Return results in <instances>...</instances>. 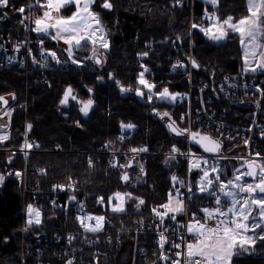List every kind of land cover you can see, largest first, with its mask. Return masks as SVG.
<instances>
[{"label": "trees", "instance_id": "trees-1", "mask_svg": "<svg viewBox=\"0 0 264 264\" xmlns=\"http://www.w3.org/2000/svg\"><path fill=\"white\" fill-rule=\"evenodd\" d=\"M111 2L115 6L111 11L100 7L103 0H97L92 7L93 11L99 13L108 32L110 46L101 53L104 61L102 65L85 59L92 56V51L87 49L90 43H87L74 53L77 60L83 61L80 65L73 64L61 57L62 53L57 52L64 62L56 63L50 59L48 78L44 82H40L34 74L28 77L16 68L0 69V95H15L7 127L10 136L4 144H0V174L6 172V165L14 168L25 166L27 186L30 189L34 188L36 182L41 189H47L53 182L66 184L75 180L91 196L100 195L106 200L116 192L132 193L145 203L137 209V201L130 200L125 205V213L131 217L150 216L154 207L159 208L167 202L172 189L169 165H178L180 171H184L183 158L177 157L169 162L164 154L170 151L175 142L184 145L182 139L171 135L165 123L166 119H177L183 110V104L155 99L148 102L146 95L137 96L135 89L139 86L137 78L143 71L142 65L149 69V76L160 79L155 84L156 93L165 87L171 93H176L186 88V77L182 70H172L167 60L172 43H178L182 53H185L191 37L192 56L200 68L194 74L206 78L209 75L220 77L225 73L242 71L240 37L238 33H230L225 41L214 43L198 28L190 30L193 23L198 26L208 23L202 19L205 8L209 13L214 11L204 0H194L192 9L178 7L175 0ZM73 11L74 5H71L64 8L62 14L68 16ZM217 14L220 19L232 16L234 20H239L248 14L246 0H219ZM178 36L181 37L180 40H177ZM49 46L59 49L52 39ZM144 52L148 55H138ZM109 73L114 75V79H109ZM97 77H102L103 80L98 81ZM116 81H120L131 91L121 93ZM69 85L78 100L86 101L91 98L94 101L87 116L79 111V105L74 100L69 99L66 105H60L64 89ZM89 88L92 92L88 91ZM221 104V107L227 109L228 102ZM165 112L168 116L161 118V114ZM244 113L231 108L229 115L233 122L246 125L247 118L242 116ZM122 122L131 123L135 127L129 130L125 143L119 144L117 137L122 130ZM29 124L30 129L26 128ZM25 135L34 138L39 145L34 146V150L27 152V155L19 150L23 146ZM102 144L119 149L144 145L152 154L147 158L143 174H139L135 167H109L108 154L97 153L88 158L84 153L85 150H93ZM231 146L242 152L245 150L241 144L234 145L224 141L223 154L232 150ZM258 153L264 155V138L259 141ZM90 159L91 166L88 164ZM126 162L127 159L119 155L117 165H125ZM124 171L130 176L128 183L121 180ZM194 196L198 200L210 199L206 195ZM26 199L34 208H41V223L29 227L32 232L72 231L79 228L78 220L72 212L52 210L45 195L33 201L29 193ZM22 200V191L16 180L8 178L0 184V245L4 238H8L9 242L4 248L8 251L13 249L15 253H3L0 264H19L17 250ZM87 208H91V213L94 214L108 210L111 205L108 202L105 206L90 204ZM123 249L126 250L123 255L128 259L129 244L124 247L112 246L99 264H128L127 259L122 260ZM233 264H264V243L258 242L254 250L235 257Z\"/></svg>", "mask_w": 264, "mask_h": 264}, {"label": "built area", "instance_id": "built-area-1", "mask_svg": "<svg viewBox=\"0 0 264 264\" xmlns=\"http://www.w3.org/2000/svg\"><path fill=\"white\" fill-rule=\"evenodd\" d=\"M30 3L33 4V7L31 9L26 7L23 15H42L43 9L35 5L34 0H9L7 7H0V69L16 68L23 71L26 76L29 77L34 74L40 82H44L48 78L47 68L50 56L47 55V52L51 51L49 47L51 36L31 31L35 27L32 19L25 20L23 25L20 23L23 15L17 10L21 6H27ZM193 3L194 0H182V3L177 6L192 9ZM40 40H43V44L39 43ZM17 44L21 45L18 50L16 49ZM171 47V52L167 55L171 69L174 70L173 65L178 61L182 62L185 67L176 68L175 70H182L186 77V88L183 91L176 92L181 95V98L175 102L183 104L181 114L174 120L176 125L181 129H190L192 132L208 134L221 142L227 141L234 145L241 144L245 147V151L240 155L243 159H258L256 154L258 153L259 141L264 138V94L257 90V86L264 89V74L237 72L225 73L220 77L209 75L207 78L195 75L194 71H200V68H195L191 64V60H194L191 52V37L187 52L182 53L178 43H172ZM42 49L45 50L43 53ZM9 57L12 59L9 60ZM159 80L155 77H148V81L154 85L159 83ZM224 102H228L226 104L227 109L221 107V103ZM231 108L239 109L240 113L245 112L242 116L247 118L246 125L231 120L229 115ZM244 110H249V112ZM0 118L3 121H9L10 117L4 116L2 113ZM3 133L9 135L7 125L3 129ZM121 136H123V139H120ZM127 136L126 132L119 134L117 142L124 143ZM181 139L184 141L183 146L179 143H173L172 146L175 145L181 153L191 152L194 154L193 156L203 155L192 149L187 141V135H184ZM25 141L35 144L32 137L25 136L23 145ZM245 141H248V143L245 144ZM139 148L145 147L140 146L136 149ZM171 149L166 154H170ZM31 150H33V147L20 149L24 154ZM84 152L88 158L97 153L109 154L107 161L109 167L116 164L115 158L118 154L131 155L136 161L139 172L141 164L145 170L147 158L152 154L148 150L136 153H133L131 149L126 151L108 150L102 145ZM176 156L185 158L186 172L185 175H180L178 165H173L170 169V175L177 178L181 176V180L184 181L179 189L184 194L186 210L183 214H177L175 220L165 217L164 226L169 229L165 235L169 238V243L165 245L164 252L170 257L169 260L159 259L160 248L157 244L159 239L157 228L159 217L155 216L154 213L150 216L131 217L125 211L114 213L111 208H108V210H102L93 215L106 217L102 232H86L83 228H80L79 230L67 232L52 231L31 234L25 227L28 217L27 205L31 204L26 199L29 193H31L33 201L45 195L46 202L52 210L69 211L75 217L91 213V208H87L90 204L105 206L108 200L104 199V204L97 203L98 198L102 196H91L85 189L80 188L75 180H70L66 184L53 182L47 189H41L39 183L36 182L34 188L30 189L27 186V169L25 166L7 168L3 175L6 179L16 180L23 195L21 208H19L22 225L19 235V264H66L69 259L73 260V264H99L101 258L106 255L112 246L121 245V247H124L125 244H129L128 264H153V262L155 264H171V260L175 259V252L184 251L183 247L175 249L172 244L182 243V236L184 244L194 239L187 233L186 227L182 226L187 225L193 213H196L197 218L203 222V213L199 210L203 208L211 209L215 206L214 200L210 202L195 199L194 191L191 193V199H188V187L191 185L188 173L190 157L181 154H176ZM17 171L21 173L19 177L15 175ZM70 184L72 185L71 188L68 187ZM61 185L64 187H57ZM72 196L75 197V200L69 199ZM80 204L84 206L82 211ZM88 223L94 225L95 221H88ZM208 224L214 226L215 221L209 220ZM69 236L73 237L71 241L68 240Z\"/></svg>", "mask_w": 264, "mask_h": 264}, {"label": "snow or ice", "instance_id": "snow-or-ice-1", "mask_svg": "<svg viewBox=\"0 0 264 264\" xmlns=\"http://www.w3.org/2000/svg\"><path fill=\"white\" fill-rule=\"evenodd\" d=\"M35 5H38L40 9H43L42 15L33 16L23 15L26 11V7L31 9L33 4L27 6H21L17 11L23 15V19L20 23L23 25L25 20L32 19L35 27L31 31L38 34L42 33L45 36H51L53 40H61L67 46L65 51L68 53V58L73 64L80 65L83 61L75 58V50L83 47L85 44L90 43L92 45V56L85 59L93 61L96 65H102L103 60L97 55V49L107 50L110 46L108 40V32L104 27L103 21L100 18L99 13L92 10L93 5L97 3V0H34ZM9 0H0V7H7ZM182 0H175L176 5H180ZM205 4L211 5L214 9L209 13L207 8L204 10L202 19L209 22L208 27L198 26L193 23L192 28H200V31L213 42L225 41L230 33H238L240 37V43L244 49V72H264V0H246L248 15L241 17L239 20H234L232 16H228L223 20L217 15L219 7V0H204ZM75 5V11L71 15L65 16L62 14V10L68 6ZM102 9L113 10L114 4L111 0H103L100 5ZM6 15V14H5ZM27 27V26H25ZM54 33V34H53ZM181 37H177L180 40ZM23 43V42H21ZM39 43L43 44V40ZM21 45L17 44L18 50ZM42 53L45 51L41 50ZM47 55L57 63H61L57 58L54 51H48ZM140 56H147L148 53H139ZM12 58L9 57V60ZM35 62V61H34ZM193 67L199 65L195 60H191ZM46 66V65H45ZM185 65L182 62H177L173 65V69L184 68ZM143 71L139 73L138 84L142 85L147 90V100L152 102L154 99L159 101H167L174 103L177 99L181 98L179 93H171L167 87L162 91L154 93L153 89L156 87L145 79V73L149 71L148 68L142 65ZM98 81H102V77H97ZM109 79H114V75L109 73ZM121 93L131 91L130 88L123 86L120 81H116ZM257 90L264 94V89H260L257 86ZM92 92V89H88ZM137 96L144 97L146 93L142 91L140 87L135 89ZM15 99L14 94H9ZM69 99L76 100L77 97L73 94V88L71 85L64 89L62 98L60 99V105H66ZM9 101L2 95H0V105L5 106L3 115L11 117V109L7 108ZM81 107L79 111L85 116L88 115L89 110L93 107L94 101L89 98L86 101H80ZM155 111V109H153ZM168 116L165 112L161 114V118ZM78 123V122H77ZM6 127V125H0V128ZM30 129L31 124L27 125ZM135 125L128 123H121V129H133ZM169 130L177 136L187 135L189 140L200 145L205 152L219 153L221 151V143L218 139H213L208 134H201L199 132H192L190 129L179 128L175 121L167 125ZM8 139L7 135H0V142ZM123 139V136L120 137ZM248 141H245L247 144ZM39 147V145H33L25 141L22 146L24 148ZM133 153L145 152L147 148H133ZM176 154H181L190 157L189 158V171L192 169H200L202 175L196 182L195 191L214 198L215 206L211 209H200L203 213V222L197 218L196 213L192 214V218L187 223L186 231L189 235L194 237L191 242L183 243V236L181 237L182 243H174L172 247L175 249L184 248V251H176L175 259L171 260V264H233L234 258L249 251L254 250V247L258 242L264 243V162H257L255 160H245L241 165V168L246 167V171L241 169H235L231 179L227 181L221 180L222 169L218 163L209 164L208 160L203 157H198L193 160L191 157L194 155L191 152L181 153L180 150L173 145L168 159H175ZM27 155V153H25ZM259 157V153L256 154ZM11 159V158H9ZM167 162V161H166ZM92 165V161L89 160V166ZM113 167H130L131 161L127 165L113 164ZM141 174L144 172V166H139ZM43 171V170H41ZM210 173L214 174L210 176ZM15 175L19 177L20 172H16ZM245 177L251 178L252 182L246 183ZM139 180L140 177H137ZM5 175L0 174V184H3ZM121 180L125 183L130 182V176L127 172H124L121 176ZM173 181H177L176 176L172 177ZM181 185L184 181H178ZM63 188L64 186H57ZM69 188L72 185H68ZM218 189V190H217ZM194 191L193 186L189 185L188 199H191V193ZM177 195L173 196L169 192L168 202L160 205L159 208L154 207L152 212L155 216L159 217L158 235L157 241L160 248L159 259L169 260L170 257L164 252L165 245L169 243V238L165 235L169 231L164 226L165 217H169L172 220L176 219L177 214H183L186 210V202L184 194L180 192V189H176ZM113 198L116 203L113 204ZM70 200H75L72 196ZM108 204L111 205V211L114 213L124 212L125 205L130 200H135L136 208L139 209L145 201L142 198L134 197L132 193H120L116 192L113 196L107 198ZM227 201L228 206L225 208L223 205ZM97 203L104 204L103 197L98 198ZM83 204H80L81 211L83 210ZM162 208L164 211H160ZM28 218L26 225L31 227L33 224L39 225L41 223L40 212L35 209L31 204L27 205ZM76 219L80 221L81 227L86 232L99 233L104 230L106 223V217L103 215H87L77 216ZM95 221V224L85 223V221ZM214 220V226H209L208 221ZM72 236L68 237L71 241ZM7 240V238H5ZM182 258V259H181ZM66 264H73V260L69 259ZM155 264V262H153Z\"/></svg>", "mask_w": 264, "mask_h": 264}, {"label": "rangeland", "instance_id": "rangeland-1", "mask_svg": "<svg viewBox=\"0 0 264 264\" xmlns=\"http://www.w3.org/2000/svg\"><path fill=\"white\" fill-rule=\"evenodd\" d=\"M74 11H75V5H74ZM71 15V14H70ZM218 15V14H217ZM222 20V19H221ZM209 25V22L203 26V27H208ZM199 30L200 28L197 27ZM192 24L190 25V30H192ZM54 34V33H53ZM53 43L59 48L58 50L55 48V49H52V51H54L57 55V58L59 59V61H61V63L64 62V60L61 58V57H65L67 60H69L68 58V53L65 51L66 49V45L63 43V41L61 40H53ZM213 42V41H212ZM214 43H218V42H214ZM88 50H90V52L92 51V45L91 44H88ZM76 51V50H75ZM102 51L103 49H97V55L100 56V58L102 57ZM62 53L63 55L60 57V55H58V53ZM93 54V53H92ZM244 59V57H242ZM56 62V60H54ZM70 61V60H69ZM57 63V62H56ZM242 66V65H241ZM139 77V75H138ZM148 77L149 75L147 74V72L145 73V79L148 81ZM137 81H138V78H137ZM138 87H140L142 89V91H144L146 93V97H147V90L143 88L142 85H139ZM153 92L156 93L153 89ZM158 93V92H157ZM4 97L9 101L8 105H7V108L8 109H13V105H11L12 103V96L9 95V94H4ZM2 108L5 109V106L2 105ZM180 114V113H179ZM0 125H3L2 124V119L0 118ZM3 128H0V135H7V133H3ZM129 130L131 129H124V130H121L120 133H123V132H129ZM10 136V131H9V135H8V138ZM7 140L3 141V142H0V144H4ZM115 149L117 150H120V151H126V149H119L117 147H114ZM232 150L228 151L226 154H222V156H218V157H212L210 155H196L194 157H192L193 160H195V158H198V157H203L205 159L208 160L209 164H216L218 163L219 167L223 170L222 173H221V180H224V181H227L228 179H231L232 178V175H233V172L235 169H241V171H246V167L245 168H241V165L244 163L245 160H243L240 155L242 153V151L238 150L237 148L231 146ZM230 148V149H231ZM1 150V149H0ZM170 154H165V156L167 157V160L169 162L173 161V159H168ZM257 156V155H256ZM12 157V156H11ZM175 158H177L175 156ZM264 160V155H260L259 154V157L258 159H256L255 161L257 162H262ZM9 162V161H8ZM8 164V163H6ZM6 168H9V167H12V166H9V165H6L5 166ZM189 167L190 165H188V173H189V176H190V180H191V185L193 186V189H194V192H198V191H195V187H196V182L199 180L200 176L203 174L202 171L200 169H192L191 171H189ZM14 168V167H12ZM185 172H186V169L184 168V171L180 173V175H185ZM214 174L210 173V176H212ZM173 177V176H172ZM179 180H181V176L178 177V180L177 181H172V189L170 190V192L172 193L173 196H176L177 195V192H176V189L177 188H181V184L178 182ZM244 181L246 183H249V182H252L251 181V178L249 177H245L244 178ZM218 190V189H217ZM122 193V192H120ZM197 194V193H196ZM204 195H207V194H204ZM113 196V195H112ZM115 199V198H114ZM168 199H169V195H168V198H167V202H168ZM214 200V198L210 197L209 201L212 202ZM166 202V203H167ZM116 203V200L115 202ZM113 203V204H114ZM165 204V203H164ZM225 208L228 206L227 204V201H225V204L223 205ZM162 211H164V209H161ZM87 215H94L93 213H87L85 214L84 216H87ZM78 224L80 223V221H77ZM85 223H88V221H85ZM26 227V225H25ZM29 227V226H28ZM27 227V228H28ZM80 228L81 227V224H80ZM20 231V230H19ZM11 236V235H10ZM9 242L8 238L7 240H5V238L2 240V244L0 245V256L3 255V253H7L6 255H10V254H15L14 253V250L13 249H10V251L6 250L4 247L7 245V243ZM122 251H124L121 255H123L125 253V249H123ZM18 252V250H17ZM16 252V253H17ZM126 255H123V258L122 260H124ZM127 259V258H125ZM128 261V259H127ZM3 262V261H2Z\"/></svg>", "mask_w": 264, "mask_h": 264}, {"label": "water", "instance_id": "water-1", "mask_svg": "<svg viewBox=\"0 0 264 264\" xmlns=\"http://www.w3.org/2000/svg\"><path fill=\"white\" fill-rule=\"evenodd\" d=\"M195 68H196V67H195ZM74 101H76V102L78 103V105H79V109H80V107H81L80 101H81V100L76 99V100H74ZM1 108H2V105H0V110H1ZM83 115H84V114H83ZM84 116H85V115H84ZM171 122H173V121H171V120L166 121V125H168V124L171 123ZM167 128H168V127H167ZM168 130H169V128H168ZM169 132H170L172 135H175V134L172 133L170 130H169ZM201 134H203V133H201ZM175 136H177V135H175ZM178 137H179V136H178ZM181 137H182V136H181ZM212 138H213V137H212ZM213 139H215V138H213ZM188 141L190 142V144L196 146L199 150H201L202 152H204V153H206V154H209V155H214V156H216V155H219V154L222 152V147H221V151H220L219 153H208V152H205V151L203 150V148L200 147L199 144H197V143H195V142L189 140V138H188ZM36 145H38V144H36ZM130 161H131V166H130V167H132V166L134 165V162L132 161V159L128 160V162L126 163V165H127ZM130 167H126V168H130ZM246 170H247V169H246ZM124 172H127V171H124ZM124 172H123V173H124ZM123 173H122V174H123ZM127 173H128V172H127ZM122 182L124 183V181H122Z\"/></svg>", "mask_w": 264, "mask_h": 264}, {"label": "crops", "instance_id": "crops-1", "mask_svg": "<svg viewBox=\"0 0 264 264\" xmlns=\"http://www.w3.org/2000/svg\"><path fill=\"white\" fill-rule=\"evenodd\" d=\"M248 15V14H247ZM223 20V19H222ZM240 46H241V43H240ZM241 52H242V57H244V49L242 48L241 46ZM243 68H244V59L242 58V73H247V74H251V72H244L243 71ZM260 73H264V72H260ZM166 203V202H165Z\"/></svg>", "mask_w": 264, "mask_h": 264}, {"label": "bare ground", "instance_id": "bare-ground-1", "mask_svg": "<svg viewBox=\"0 0 264 264\" xmlns=\"http://www.w3.org/2000/svg\"><path fill=\"white\" fill-rule=\"evenodd\" d=\"M241 73H242V71H241ZM180 114H181V113H180ZM180 114H179V115H180ZM242 146H243V145H242ZM244 148H245V147H244ZM244 151H245V150H244Z\"/></svg>", "mask_w": 264, "mask_h": 264}]
</instances>
